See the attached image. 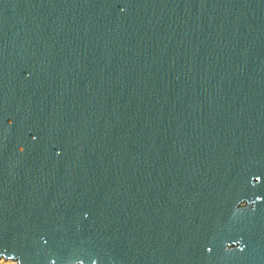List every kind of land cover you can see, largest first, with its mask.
Masks as SVG:
<instances>
[{
  "label": "water",
  "instance_id": "obj_1",
  "mask_svg": "<svg viewBox=\"0 0 264 264\" xmlns=\"http://www.w3.org/2000/svg\"><path fill=\"white\" fill-rule=\"evenodd\" d=\"M0 257L264 264V0H0Z\"/></svg>",
  "mask_w": 264,
  "mask_h": 264
},
{
  "label": "bare ground",
  "instance_id": "obj_2",
  "mask_svg": "<svg viewBox=\"0 0 264 264\" xmlns=\"http://www.w3.org/2000/svg\"><path fill=\"white\" fill-rule=\"evenodd\" d=\"M2 260H6V259H4V258H2V257H0V262H2ZM10 261V260H9ZM12 264H16V262L15 261H13V260H11L10 261Z\"/></svg>",
  "mask_w": 264,
  "mask_h": 264
},
{
  "label": "built area",
  "instance_id": "obj_3",
  "mask_svg": "<svg viewBox=\"0 0 264 264\" xmlns=\"http://www.w3.org/2000/svg\"><path fill=\"white\" fill-rule=\"evenodd\" d=\"M10 261H11V260H10ZM10 261H9V260H2V262H7V263L12 264Z\"/></svg>",
  "mask_w": 264,
  "mask_h": 264
},
{
  "label": "rangeland",
  "instance_id": "obj_4",
  "mask_svg": "<svg viewBox=\"0 0 264 264\" xmlns=\"http://www.w3.org/2000/svg\"><path fill=\"white\" fill-rule=\"evenodd\" d=\"M0 264H10V263H7V262H0Z\"/></svg>",
  "mask_w": 264,
  "mask_h": 264
}]
</instances>
